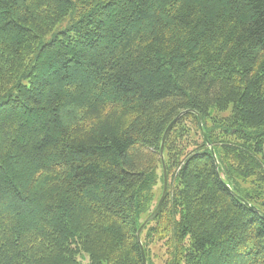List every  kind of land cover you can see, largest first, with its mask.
Masks as SVG:
<instances>
[{
	"label": "trees",
	"instance_id": "1",
	"mask_svg": "<svg viewBox=\"0 0 264 264\" xmlns=\"http://www.w3.org/2000/svg\"><path fill=\"white\" fill-rule=\"evenodd\" d=\"M147 218V264H264V0H0V264H143Z\"/></svg>",
	"mask_w": 264,
	"mask_h": 264
},
{
	"label": "water",
	"instance_id": "2",
	"mask_svg": "<svg viewBox=\"0 0 264 264\" xmlns=\"http://www.w3.org/2000/svg\"><path fill=\"white\" fill-rule=\"evenodd\" d=\"M177 118V117H176ZM176 118L173 119L169 125L166 127L164 133H163V136H162V140H161V143H160V156H161V160H162V167H163V188H162V193L160 195V198L156 204V207L155 209L153 210L152 214L156 215L162 205V202L164 200V197H165V194H166V191H167V186H168V178H167V175H166V171H165V166H164V162H163V145H164V142H165V139H166V136L168 134V132L170 131L172 125L174 124V122L176 121ZM199 126H200V129L201 131L202 130V122H201V118L199 117ZM202 135L204 137V139H206V136L204 134V132H202ZM210 150L212 152V155H213V158L215 160V164L217 165V160L215 158V155H214V151H213V148L210 147ZM148 218L145 219L142 224L139 226V228L137 229V232H136V235H137V238H138V242H139V247H140V253H141V259H142V263L143 264H147L146 263V258H145V255H144V252H143V247L141 245V242H140V239H139V236H140V232L142 230V228L145 226V224L148 222Z\"/></svg>",
	"mask_w": 264,
	"mask_h": 264
},
{
	"label": "rangeland",
	"instance_id": "3",
	"mask_svg": "<svg viewBox=\"0 0 264 264\" xmlns=\"http://www.w3.org/2000/svg\"><path fill=\"white\" fill-rule=\"evenodd\" d=\"M158 192L159 191L156 192V195L158 194ZM153 254L154 256L152 257V261L154 262V264H160V260L158 258L161 257V251H159L158 249H153Z\"/></svg>",
	"mask_w": 264,
	"mask_h": 264
}]
</instances>
